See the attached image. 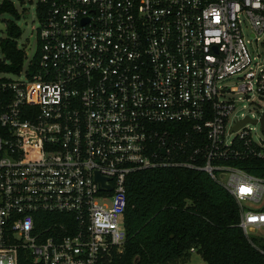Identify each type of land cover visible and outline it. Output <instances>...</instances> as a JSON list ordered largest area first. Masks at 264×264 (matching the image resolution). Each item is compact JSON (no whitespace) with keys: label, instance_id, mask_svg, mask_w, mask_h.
Returning <instances> with one entry per match:
<instances>
[{"label":"built area","instance_id":"1","mask_svg":"<svg viewBox=\"0 0 264 264\" xmlns=\"http://www.w3.org/2000/svg\"><path fill=\"white\" fill-rule=\"evenodd\" d=\"M35 11L34 57L0 77V264H109L126 238L127 177L150 168L206 172L248 238L264 229V177L225 162L264 160L250 126L262 112L232 119L238 99L264 97V0H38ZM245 118L257 122L232 130Z\"/></svg>","mask_w":264,"mask_h":264},{"label":"trees","instance_id":"2","mask_svg":"<svg viewBox=\"0 0 264 264\" xmlns=\"http://www.w3.org/2000/svg\"><path fill=\"white\" fill-rule=\"evenodd\" d=\"M17 16L12 3L2 0L0 14ZM0 39V71H19L24 51L16 39L21 30L5 20ZM8 61V63L5 62ZM246 151L256 150L253 144ZM248 173L264 177V160L248 156L225 160ZM121 252L109 264H180L192 252L206 264H264V236L249 238L239 227L240 208L231 194L209 174L184 167L137 170L126 180ZM20 264H37L21 257Z\"/></svg>","mask_w":264,"mask_h":264},{"label":"rangeland","instance_id":"3","mask_svg":"<svg viewBox=\"0 0 264 264\" xmlns=\"http://www.w3.org/2000/svg\"><path fill=\"white\" fill-rule=\"evenodd\" d=\"M2 0H0L1 2ZM12 3L13 7L16 10L17 16L9 15L7 13L0 14V39L5 38L6 34V26L5 20H11L20 28L21 34L16 39L17 45L20 49L24 51V59L22 64V72L20 75H23V71L27 67L29 61L34 57L37 48V28L39 27V20L36 15L35 7L38 0H5ZM258 51L261 52L262 48L258 47ZM3 53L0 49V60L3 59ZM8 63L7 60H5ZM0 77L4 78H14L11 72L0 71ZM229 88L230 86L235 85V80H225L223 82ZM242 98V95H235V98ZM259 112H264V97H252L250 101L240 100L236 101V107L232 114V119L235 120L237 117L242 118L243 115H257ZM252 130V136L256 140L264 141V134L261 132L260 124L250 125ZM249 236L261 237L264 236V229L255 230L250 233ZM180 264H206L205 261L202 260L199 254L196 252H192L190 258L185 263Z\"/></svg>","mask_w":264,"mask_h":264},{"label":"water","instance_id":"4","mask_svg":"<svg viewBox=\"0 0 264 264\" xmlns=\"http://www.w3.org/2000/svg\"><path fill=\"white\" fill-rule=\"evenodd\" d=\"M247 121H251L252 123H256L257 119H249V118H245L242 121L238 122L233 128L232 130H237L239 127H241L244 123H246ZM260 122V128L262 131H264V112L261 113V116L258 120ZM99 181L103 184V179L99 178Z\"/></svg>","mask_w":264,"mask_h":264}]
</instances>
